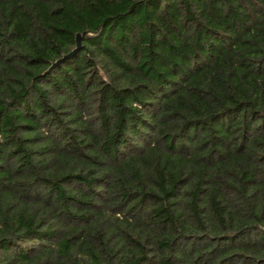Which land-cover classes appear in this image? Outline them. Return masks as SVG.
I'll list each match as a JSON object with an SVG mask.
<instances>
[{
  "label": "trees",
  "instance_id": "16d2710c",
  "mask_svg": "<svg viewBox=\"0 0 264 264\" xmlns=\"http://www.w3.org/2000/svg\"><path fill=\"white\" fill-rule=\"evenodd\" d=\"M0 264H264V0H0Z\"/></svg>",
  "mask_w": 264,
  "mask_h": 264
},
{
  "label": "water",
  "instance_id": "95a60500",
  "mask_svg": "<svg viewBox=\"0 0 264 264\" xmlns=\"http://www.w3.org/2000/svg\"><path fill=\"white\" fill-rule=\"evenodd\" d=\"M80 48H81V35L80 34H77L76 35V47H75V49L72 50L67 55L63 56L60 60H58L55 63H53L51 65L50 69L53 68V67H55V66H57L61 61L66 60L68 58H71Z\"/></svg>",
  "mask_w": 264,
  "mask_h": 264
}]
</instances>
